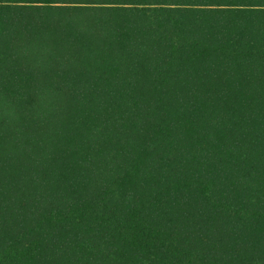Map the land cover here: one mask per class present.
<instances>
[{"label": "trees", "instance_id": "trees-1", "mask_svg": "<svg viewBox=\"0 0 264 264\" xmlns=\"http://www.w3.org/2000/svg\"><path fill=\"white\" fill-rule=\"evenodd\" d=\"M0 264H264V0H0Z\"/></svg>", "mask_w": 264, "mask_h": 264}]
</instances>
